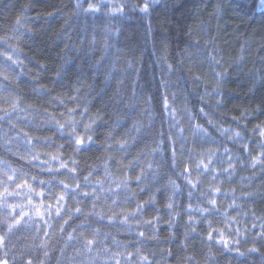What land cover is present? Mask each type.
I'll use <instances>...</instances> for the list:
<instances>
[{
  "label": "clouds",
  "instance_id": "obj_1",
  "mask_svg": "<svg viewBox=\"0 0 264 264\" xmlns=\"http://www.w3.org/2000/svg\"><path fill=\"white\" fill-rule=\"evenodd\" d=\"M0 264H264V0H0Z\"/></svg>",
  "mask_w": 264,
  "mask_h": 264
}]
</instances>
